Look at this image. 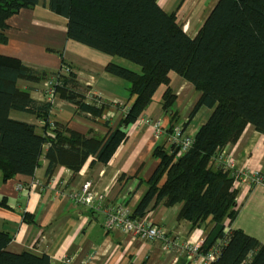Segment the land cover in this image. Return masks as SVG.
<instances>
[{"label":"trees","instance_id":"16d2710c","mask_svg":"<svg viewBox=\"0 0 264 264\" xmlns=\"http://www.w3.org/2000/svg\"><path fill=\"white\" fill-rule=\"evenodd\" d=\"M36 6L66 20L68 40L126 60L140 73L106 65L107 73L129 83L133 102L114 130L103 136L82 135L50 119L52 100L35 101L17 86L20 80L47 82L50 99L57 95L77 113L100 117L104 104L97 97L85 98L88 89L76 82L65 63L62 73L0 55V180L32 177L41 159L48 162L45 186L57 167L74 176L89 158L107 163L125 139V130L162 85L161 107L167 114L172 111L176 96L168 74L173 72L200 93L182 128L201 107L210 115L184 153L174 145L154 148L159 165L144 182L147 188L132 210L126 200L105 210L122 204L131 218L140 219L149 206L180 205L178 220L193 229H208L202 246L215 259L207 264H264V244L231 227L239 209L238 187L222 160L247 126L264 137V0H217L193 38L182 30L176 13L165 12L157 0H0V44L7 43L3 31L8 19ZM120 178L121 186L129 179ZM9 242L8 235L0 233V264H52L45 254L9 253Z\"/></svg>","mask_w":264,"mask_h":264},{"label":"crops","instance_id":"0c3cea01","mask_svg":"<svg viewBox=\"0 0 264 264\" xmlns=\"http://www.w3.org/2000/svg\"><path fill=\"white\" fill-rule=\"evenodd\" d=\"M165 12H175L182 30L195 37L217 0H157ZM7 43L0 44V55L13 57L26 65L48 71H62V63L75 75V80L88 90V101L97 97L104 104L101 116L85 117L74 106L53 98L50 119L82 135H106L114 130L133 98L129 97V83L105 71L109 63L134 73L140 68L126 60L111 57L66 37V20L46 7L22 9L7 21ZM169 86L176 96L172 111H163L162 94L165 85L153 95L152 102L140 115L161 120L166 126L174 113L175 125H182L199 99L200 93L173 72L168 74ZM21 90L29 92L38 102L50 101L47 82L18 81ZM210 110L201 107L185 128L190 133L206 121ZM28 123L33 117H16ZM126 137L105 164L88 159L74 176L64 167H57L50 183L45 186L48 162L39 161L32 177L16 176L0 180V233L10 238L9 253L31 252L49 256L52 264H64L71 257L75 264H190L187 255L165 250L158 241L137 239L127 233L111 232L105 228L104 211L108 206L127 202L132 210L146 190V182L159 165L153 150L160 146L151 126L137 127L135 122L126 130ZM232 167L238 172L252 171L264 175V137L247 126L240 139L229 149ZM129 178L120 185V177ZM86 182L104 195L95 208L74 204L72 196ZM236 202L238 214L232 229L264 244V187L240 182ZM180 205L158 206L146 212L152 223L165 230L168 237L182 242H203L207 230L193 229L185 220H178Z\"/></svg>","mask_w":264,"mask_h":264},{"label":"built area","instance_id":"2783aa9c","mask_svg":"<svg viewBox=\"0 0 264 264\" xmlns=\"http://www.w3.org/2000/svg\"><path fill=\"white\" fill-rule=\"evenodd\" d=\"M64 73V72H63ZM48 84V83H47ZM49 85V84H48ZM49 96L52 91H47ZM137 127L151 126L154 130V137L160 145H174L179 147V154L184 153L192 144L193 133L182 128V125L166 126L161 120H151L148 115L140 116L136 121ZM224 167L234 178L235 187H239L240 182L247 181L251 185L264 187V177L258 172L242 171L233 169V159L228 154L223 159ZM74 204H80L88 208H95L104 201V195L92 190L91 183H84L78 191L71 197ZM106 215L105 228L114 232L129 233L137 239H146L149 241H158L163 243L165 250L173 249L178 255L186 254L190 264H207L215 259V255L206 252L202 242H182L174 236L168 237L164 229L154 225L146 215L140 219L130 217V210L122 204L104 211ZM75 260L67 257L63 260L64 264H75Z\"/></svg>","mask_w":264,"mask_h":264},{"label":"rangeland","instance_id":"374dc122","mask_svg":"<svg viewBox=\"0 0 264 264\" xmlns=\"http://www.w3.org/2000/svg\"><path fill=\"white\" fill-rule=\"evenodd\" d=\"M51 100H53V98H51ZM191 112V111H190ZM119 203H120V201H119ZM129 234V233H128ZM130 235V234H129ZM194 243V242H193Z\"/></svg>","mask_w":264,"mask_h":264},{"label":"clouds","instance_id":"9594fccd","mask_svg":"<svg viewBox=\"0 0 264 264\" xmlns=\"http://www.w3.org/2000/svg\"><path fill=\"white\" fill-rule=\"evenodd\" d=\"M51 100V99H50Z\"/></svg>","mask_w":264,"mask_h":264}]
</instances>
